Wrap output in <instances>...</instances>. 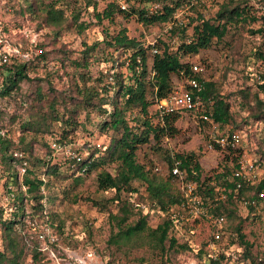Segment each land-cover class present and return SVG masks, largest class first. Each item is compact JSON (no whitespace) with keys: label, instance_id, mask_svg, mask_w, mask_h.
<instances>
[{"label":"rangeland","instance_id":"1","mask_svg":"<svg viewBox=\"0 0 264 264\" xmlns=\"http://www.w3.org/2000/svg\"><path fill=\"white\" fill-rule=\"evenodd\" d=\"M128 1L130 7L150 6V3L141 0ZM229 1L195 0L193 4L196 10L191 8L192 4L185 3L184 7L179 8V17L183 24L197 17L198 11H201L207 18H211L216 15L223 3ZM247 2L252 6V11L256 15H264V0H247ZM22 5V0H0V26L2 27L0 52L8 53L7 62L15 59L33 60V56L38 55L41 49L49 50L50 53L45 64L41 63L36 70L29 73L31 79L21 81L10 94L0 93V134H6L15 144H21V137L25 134L23 136L26 142H31V144L27 148L26 145L23 146L22 149L32 148V154L43 155L48 149L45 142L49 145L54 140L59 142L60 135L65 130H69L68 139L59 143L80 152L83 158H86L92 150L109 145L113 137H118L121 133V130H102L99 125L106 118L105 112L82 103V95L77 92V85L99 87L104 83V72L108 65H111L108 59L118 58L123 61L128 56V54L121 55L120 52H113V49L107 48L103 40L106 38V31L113 34L122 28H127L128 35L141 39L145 47L155 44L162 37L171 41L173 47L176 48L181 33L171 36L170 31L179 25L170 28L172 22H168L145 26L136 18L125 19L119 13L115 14L113 21L99 22L94 11L85 8V1L79 0V22L73 23L71 20L73 6H70L66 9L69 20L61 30H54L53 27L42 22V18L33 17L29 13L21 14ZM105 5L100 3L98 9H103ZM80 23L89 24V27L79 31L77 26ZM261 26L262 20L254 23L246 22L232 29V33L223 42L182 58L185 62L198 63L201 67V75L217 83L219 91L228 96L231 101L232 111L241 124L248 119L244 124L246 127L242 128L248 134L244 144L235 152L229 149L211 148L210 142L213 135L229 133L230 129L236 128L232 124L215 127L195 112L179 114L175 122L177 127L175 133L162 137L159 142L151 136L148 143L139 146L137 160L146 165L147 169L167 179L169 163L166 156L170 153L195 152L203 167L204 175H210L225 164L233 166L239 154L240 156L246 154L247 159L255 158V154L264 158L263 153L257 150L258 148L261 151L264 150V120L254 118L257 105L264 104V91H259V98L254 97V92H258V82H261L259 75L263 73L264 76V63L256 56L257 49H264V36L254 32ZM187 32L192 33V27ZM97 43L99 45L87 57L89 65L86 69L74 66L61 69L59 62H55L53 58L64 50L68 51L73 59H80L84 56V51L88 46L94 47ZM149 53L148 63L149 71H151L153 59L152 53ZM65 69L69 71L68 74ZM125 70V67L122 68V71ZM79 73L83 76H79ZM2 79L0 72V87ZM172 79L175 88L187 87L186 79L176 74ZM241 90L247 91V97ZM58 96L65 99L64 103H77V108L73 112L65 111L62 100ZM55 97H57L56 103L53 102ZM148 97L152 99L150 87ZM54 105L59 115H62L61 120H51ZM205 108L203 104L200 112H204ZM155 111L156 107L151 106L150 115L157 123L158 117ZM43 117L45 119H42ZM27 121H39L45 124L41 126L40 132H30L28 131L29 126L24 127ZM131 121L130 123L135 125L136 122ZM48 123H53L56 135L51 136L42 131ZM22 149H17L14 145L11 147L10 150L15 152L17 158L9 163L11 172L6 170L3 175L0 173V208L4 210L2 219L13 217L18 205H15L13 200L15 194L9 193L10 189L26 191V187L20 184L26 168L30 165L20 160ZM29 154V151L24 153L25 156ZM55 154L54 160L62 163L63 167L71 161L62 151H55ZM0 168H6L1 160ZM103 170L115 174L117 164L100 165L79 180L70 177L59 178L53 180V185L45 188L44 193L48 197L45 196L42 201L48 207V211L58 218L56 222L62 224L60 229L57 224L53 225L48 221L47 214L42 215L36 212L33 207L34 200L29 193L24 194V214L18 218L23 222H18L15 226L27 253L21 264H107L108 262L112 264H201L194 249H177L162 255L148 245L140 244L139 241H134L132 245L126 244L122 249L110 244L108 240L111 233L119 230L110 213L118 212V205L108 201L115 195L114 191H104L98 187V173ZM259 171V178L263 179L264 159ZM12 173H17V184L11 182ZM171 182L175 190L181 189L180 182L175 179ZM134 186L138 188V192L123 193V198L132 203L140 202L145 208L151 203L146 185L141 181H134ZM88 197L92 200H86ZM96 201L100 204H95ZM135 218L136 216L133 217ZM162 220L163 217L154 212L150 224L156 226ZM237 224L242 225L245 238L251 244L252 253L255 256L264 257V200L261 201L256 211L252 212L248 204L240 201L236 206L235 216L226 219L225 225L233 229ZM188 226L191 228L189 237L193 248H198L203 242L211 239L212 224L206 218H195ZM223 245L219 244L218 250L213 251L207 243L206 251L214 256L219 255L222 253ZM3 247L0 224V248ZM35 249L38 253L33 251ZM243 250L244 247L241 250L234 245L226 248L232 259H225L221 264H237V261L239 264H248V258L242 257L241 251Z\"/></svg>","mask_w":264,"mask_h":264},{"label":"trees","instance_id":"2","mask_svg":"<svg viewBox=\"0 0 264 264\" xmlns=\"http://www.w3.org/2000/svg\"><path fill=\"white\" fill-rule=\"evenodd\" d=\"M22 1L21 14L29 13L33 17L42 18V22L53 27L54 30H61L69 20L66 9L70 6H73L71 20L73 23L79 22V0ZM84 1L85 8L93 10L99 22L104 20L113 21L115 14L119 13L125 19L136 18L139 23L145 26L170 22L176 9L185 3L192 4L191 8L196 10L193 4L195 0H141L150 4L159 3L160 8L155 12H150L149 7L145 6H129L128 9L123 10L117 0ZM100 3L106 4L101 10L98 9ZM252 10V6L249 5L247 0H230L228 3H223L214 17L207 18L201 11H198L197 17L186 24L175 26L170 31L171 36L181 33L176 48L173 47L171 41L162 37L155 44L145 47L141 39L128 35L127 28H122L113 34L106 31V38L103 40L107 48L113 49V52L118 51L121 55L128 54V56L123 61L118 58L108 59L111 65H108L107 70L104 72V83L99 87H81L77 85V92L82 95V103L105 112L106 118L99 125L102 130H121V133L118 137H113L109 145L92 150L81 162L70 159L69 164L67 163V166L63 167L62 163L54 160L56 150L51 146V142L50 145L45 142L48 149L43 155H34L31 151L32 148L26 149L31 142H26L23 136L25 134L21 137V144H15L6 134H0V160L6 167L5 169L0 168V173L3 175L6 170L11 172L9 163L17 158L15 152L13 153L10 150L13 145L20 150L26 145V148L22 149L23 153L20 151L22 153L20 160L30 165L26 168L20 184L26 187V191H16V189H10L9 191V193L15 194L13 200L15 205L18 204L13 217L2 219L4 210L0 208V224L4 241V247L0 248V264H21L27 254L15 227L18 222H23L22 220L19 221L18 218L24 214L23 199L25 193H29L34 200L35 205L33 207L35 211L40 212L42 215L47 214L48 221L53 225L57 224L60 229L62 224L56 222L58 218L48 211V207L42 201L47 196L44 193L45 188L53 185V180L59 178L70 177L79 180L83 175L89 174L105 163L117 164L115 174L108 170L98 173L99 189L114 191L115 195L108 201L115 202L118 205V212L110 213L119 229L117 232L113 231L111 233L108 240L110 244L122 249L126 244L132 245L134 241H139L140 244L148 245L152 250L162 255L177 249H194L201 264H221L225 259H232L226 248L234 245V247H239L241 250L244 247V250L241 251L242 257L248 258V264H264V257L255 256L250 250L251 244L245 238L242 225H235L234 230L228 226L223 228L224 240L220 241L219 244H224V248H222L221 254L214 256L206 251L208 240L198 248H193L189 237L191 228L189 226H179L168 214L169 210L177 205L182 197L181 190H175L171 182L172 179L178 181L177 176L173 175L171 171L177 161H180V169L186 172L188 178L196 179L199 182L200 192L209 203V214L212 218L207 220L212 224V227H214V219L218 216H224L227 220L234 217L236 206L242 199L250 201L248 206L251 212L256 211L261 201L264 200V197L259 195L264 191V178L237 187V179L234 177L232 179V172L237 164L233 166L225 164L220 169L214 170L210 175H204L203 167L195 152L168 154L166 156L169 163L167 179L147 169L146 165L137 160L139 146L148 143L151 136L159 142L162 137L177 131L175 122L179 118L178 113L163 117L156 110L157 123L152 120L150 115V107L156 106L157 100L168 96L177 89L173 85L172 78L174 74L186 79V88H189L188 80L191 77L197 78L204 84V89L201 92L203 104L206 106L204 112L210 116L218 127L232 124L236 129H230V132L246 127L244 124L248 119H245L243 124L237 120L232 111L231 101L228 96L219 91L217 83L205 79L201 75V71L196 72L193 70V62H185L182 58L190 54H196L202 49H208L216 43L223 42L232 33V29L242 26L246 22L254 23L262 20V26L254 32L261 33L264 36V15L258 16ZM77 27L79 31H82L87 29L89 24L80 23ZM190 27H192V33L189 34L187 31ZM97 45L99 43L94 47L88 46L84 51V56L80 59H73L70 53L64 50L53 58L55 62H59L61 69L70 66L86 69L89 65L87 57L91 51L96 49ZM149 52L152 53L153 59L151 71H149L148 63ZM49 53V50L41 49L38 55L33 56V60L29 61L15 59L12 62H3L0 56V72L3 77L0 93L2 95L10 94L21 81L31 79L29 73L36 70L41 63L45 64ZM256 56L264 63V49H257ZM124 67L126 70L122 71ZM65 72L69 73L67 69H65ZM261 74L259 75L261 82H258V92H254L255 98H259V91H264V76L263 73ZM79 76L82 77L83 74L79 73ZM149 87L151 88L152 99L148 97ZM241 92L247 97L246 90H241ZM56 98L53 99L54 103H56ZM58 98H61L65 111L73 112L77 108V103H64V98L60 96ZM67 104H70V106H67ZM54 107L51 120H61L62 115H59L55 105ZM254 118L264 120V104L257 105ZM42 119H45V117ZM131 120L136 122L135 125L130 123ZM43 124L39 121H27L24 127L29 126L28 131L30 132H40ZM42 131L51 134V136L56 135L53 123L46 124ZM68 131L65 130L60 135L59 142L68 139ZM214 148L219 149L220 147L214 145ZM257 150L264 155V150L261 151L260 148ZM26 151L30 153L28 156L24 155ZM254 156L263 162L264 158L261 155L255 154ZM239 157L240 154L236 157L235 163H237ZM10 178H12V184H17V173H12ZM134 181H141L146 185L151 203L146 205L145 208L141 206L140 202L134 201L132 203L123 198V193L134 194L138 192V188L134 186ZM212 181H214V184H211ZM223 194L226 196L224 199L222 198ZM86 200L92 199L88 197ZM252 201H255V203H252ZM95 204L99 205L100 203L96 201ZM154 212L163 217V220L156 226L150 224ZM36 214L38 215V213ZM135 216L136 218L133 219ZM33 251L38 253L36 249ZM238 262L237 264H239ZM107 264L112 263L108 262Z\"/></svg>","mask_w":264,"mask_h":264},{"label":"built area","instance_id":"3","mask_svg":"<svg viewBox=\"0 0 264 264\" xmlns=\"http://www.w3.org/2000/svg\"><path fill=\"white\" fill-rule=\"evenodd\" d=\"M116 1V0H113ZM123 10L129 8L130 4L128 0H117ZM184 7V4L179 6L174 12L173 18L170 22L172 28L175 25H182L183 21L179 17V8ZM160 8L159 3H151L149 6L150 12L158 11ZM2 41V27L0 26V42ZM156 52V50H154ZM0 56L3 62H7L9 59L6 51L0 52ZM194 71H201V67L198 63L192 65ZM189 88H177L168 96L157 100L156 110L160 116L172 115L175 113L183 114L187 112H195L200 114L201 117L211 122L215 127L218 126L210 116L205 112H200L203 104L201 98V92L204 89V84L195 77H191L188 80ZM247 132L243 129L234 130L229 133H217L211 138V148L214 145H219L223 149H239L244 141L247 140ZM52 147L56 151H62L67 154L68 158L76 160L77 162L83 161V156L80 152H76L67 145H62L57 140L52 142ZM180 161L172 167L171 171L173 175L177 176L178 181L181 185V201L172 207L168 214L179 226H188L190 221L195 218L204 217L211 219L212 216L209 214V203L205 200L199 189V182L196 179L188 178L186 172L180 169ZM237 166L233 169V177L237 179V187H242L246 183L260 180L259 168L262 166V161L258 157L247 159L246 154H242L238 161ZM214 184V181L211 182ZM260 197H264V191L260 194ZM222 198H226L225 194ZM243 203L248 204L250 201L242 199ZM255 203V201H252ZM226 218L224 216H218L214 219V227H212L211 239L208 241V246L211 250H218L220 241L224 240V230L226 227Z\"/></svg>","mask_w":264,"mask_h":264}]
</instances>
